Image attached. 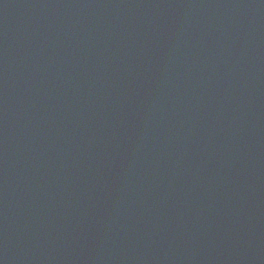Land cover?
Segmentation results:
<instances>
[{"label":"water","instance_id":"obj_1","mask_svg":"<svg viewBox=\"0 0 264 264\" xmlns=\"http://www.w3.org/2000/svg\"><path fill=\"white\" fill-rule=\"evenodd\" d=\"M0 264H264V0H0Z\"/></svg>","mask_w":264,"mask_h":264}]
</instances>
